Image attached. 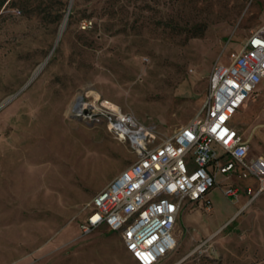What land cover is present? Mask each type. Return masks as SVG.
<instances>
[{
    "label": "rangeland",
    "instance_id": "obj_1",
    "mask_svg": "<svg viewBox=\"0 0 264 264\" xmlns=\"http://www.w3.org/2000/svg\"><path fill=\"white\" fill-rule=\"evenodd\" d=\"M24 2L0 12V264H137L118 233L80 225L138 156L74 105L104 98L164 143L203 107L213 68L264 24V0ZM254 121L264 134L262 111ZM250 144V157L264 149L255 134ZM251 185L219 174L204 201L184 205L158 264H264V194L250 203Z\"/></svg>",
    "mask_w": 264,
    "mask_h": 264
},
{
    "label": "built area",
    "instance_id": "obj_2",
    "mask_svg": "<svg viewBox=\"0 0 264 264\" xmlns=\"http://www.w3.org/2000/svg\"><path fill=\"white\" fill-rule=\"evenodd\" d=\"M82 26L86 29L88 22ZM263 81L264 24L251 31L228 67L213 68L203 107L160 145L151 127L118 106L100 97L88 104L80 96L72 114L107 120L109 132L120 142L131 141L138 156L86 206L90 213L80 225L82 234L105 226L121 236L137 264H158L176 248L174 230L184 205L204 201L219 174L252 180L245 190L250 203L263 196L264 158H251L250 145L231 126L233 116ZM240 193L238 186H230L226 196L237 198ZM205 202L211 211L210 202Z\"/></svg>",
    "mask_w": 264,
    "mask_h": 264
},
{
    "label": "crops",
    "instance_id": "obj_3",
    "mask_svg": "<svg viewBox=\"0 0 264 264\" xmlns=\"http://www.w3.org/2000/svg\"><path fill=\"white\" fill-rule=\"evenodd\" d=\"M255 95L250 96L243 104L241 109L233 116L231 119V126L240 132L243 139L248 142L249 146V154L251 156L252 149L250 144V136L255 134L263 144H261V147H264V134L260 133L258 130V125L255 124L254 120L257 118L258 114L262 113L264 114V81L261 82L255 90ZM238 118H240V124L236 125V120L238 121ZM263 157L264 158V149L262 152L257 155L253 156L251 158H258ZM182 211L179 215L180 218H178V222L180 221ZM177 222V223H178Z\"/></svg>",
    "mask_w": 264,
    "mask_h": 264
},
{
    "label": "trees",
    "instance_id": "obj_4",
    "mask_svg": "<svg viewBox=\"0 0 264 264\" xmlns=\"http://www.w3.org/2000/svg\"><path fill=\"white\" fill-rule=\"evenodd\" d=\"M18 2H19V6L21 8H26L28 7V2L25 3L24 0H0V12L3 10V8L6 6L11 4V6H18ZM69 18H71V14L69 15ZM112 232V231H111ZM113 233V232H112ZM115 233V232H114ZM136 262V260H135Z\"/></svg>",
    "mask_w": 264,
    "mask_h": 264
},
{
    "label": "bare ground",
    "instance_id": "obj_5",
    "mask_svg": "<svg viewBox=\"0 0 264 264\" xmlns=\"http://www.w3.org/2000/svg\"><path fill=\"white\" fill-rule=\"evenodd\" d=\"M65 23V22H64ZM64 29H65V24L61 27V30H60V34L62 35V33L64 32ZM60 35V36H61ZM44 65L42 67L39 68V70L36 72L35 76L43 69ZM81 104V102H80ZM85 104H82V106H84Z\"/></svg>",
    "mask_w": 264,
    "mask_h": 264
},
{
    "label": "water",
    "instance_id": "obj_6",
    "mask_svg": "<svg viewBox=\"0 0 264 264\" xmlns=\"http://www.w3.org/2000/svg\"><path fill=\"white\" fill-rule=\"evenodd\" d=\"M79 99H77V101H78ZM77 103V102H76ZM76 108V104L74 105V109ZM72 116H74V117H76L75 115H72Z\"/></svg>",
    "mask_w": 264,
    "mask_h": 264
}]
</instances>
